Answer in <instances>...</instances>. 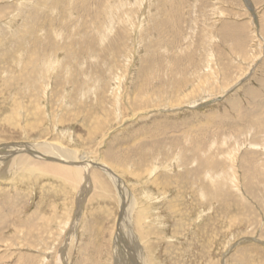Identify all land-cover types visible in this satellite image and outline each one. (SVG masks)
<instances>
[{
    "label": "rangeland",
    "instance_id": "1",
    "mask_svg": "<svg viewBox=\"0 0 264 264\" xmlns=\"http://www.w3.org/2000/svg\"><path fill=\"white\" fill-rule=\"evenodd\" d=\"M0 148V264H264V0H0Z\"/></svg>",
    "mask_w": 264,
    "mask_h": 264
},
{
    "label": "bare ground",
    "instance_id": "2",
    "mask_svg": "<svg viewBox=\"0 0 264 264\" xmlns=\"http://www.w3.org/2000/svg\"><path fill=\"white\" fill-rule=\"evenodd\" d=\"M23 147V146H22ZM26 147V146H25ZM35 148V149H51V151H53L54 155L56 156H59V155H63L64 157H66L67 161H71V165L72 167H77L78 165L76 164H80L78 167L80 169V167L82 169H84L85 171H90V168L92 167H95L97 166L96 168L98 169H103V171H107V175L108 177L110 176L111 179L113 180V182L115 183L116 185V188L118 189V191L120 190V197L121 199L124 201L123 203H126V196L128 195L127 193H125V189L122 190V186L123 184H119L118 180L116 179V177L111 173L110 171V168L107 167L106 165L102 164V165H99L98 162H94L92 159H90L89 157H85V158H82V159H78L75 155V153H72L71 151H68L66 149H64L62 146H58V145H55V144H48L47 145H43V146H39V147H36V146H31L29 148H26V149H30V148ZM3 151L4 152V149L0 148V152ZM4 154V153H3ZM1 158V157H0ZM95 163H98V164H95ZM95 164V165H94ZM90 177L87 176V178L85 179L86 182L87 180H90L89 179ZM122 181V180H121ZM99 183V182H98ZM126 194V195H125ZM121 201V200H120ZM128 202V201H127ZM124 205V204H122ZM126 209V208H124ZM127 213V212H126ZM125 215V214H124ZM125 222V221H124ZM121 227V226H120ZM122 228V227H121ZM128 228V227H127ZM120 233H121V229H120ZM132 233V232H131ZM119 238V237H118ZM121 244V243H120ZM118 247V246H117ZM128 247V246H127ZM134 250V249H133ZM134 252V251H133ZM124 253V252H123ZM136 253V252H135ZM134 253V257H136L137 255ZM126 258V257H125ZM135 261H136V258H135ZM61 263V262H60ZM136 263V262H135ZM138 263V262H137Z\"/></svg>",
    "mask_w": 264,
    "mask_h": 264
}]
</instances>
